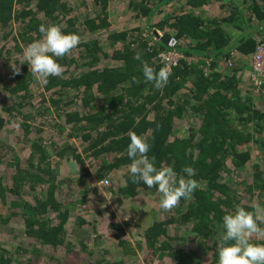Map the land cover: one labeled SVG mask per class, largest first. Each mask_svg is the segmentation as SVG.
Returning a JSON list of instances; mask_svg holds the SVG:
<instances>
[{"label": "trees", "instance_id": "obj_1", "mask_svg": "<svg viewBox=\"0 0 264 264\" xmlns=\"http://www.w3.org/2000/svg\"><path fill=\"white\" fill-rule=\"evenodd\" d=\"M49 22L81 44L41 86L11 65ZM170 37L186 58L156 89L141 61L161 68ZM263 38L264 0H0V264H217L222 217L264 209V84L248 71ZM129 132L157 166L196 170L190 199L165 211L129 179Z\"/></svg>", "mask_w": 264, "mask_h": 264}, {"label": "clouds", "instance_id": "obj_2", "mask_svg": "<svg viewBox=\"0 0 264 264\" xmlns=\"http://www.w3.org/2000/svg\"><path fill=\"white\" fill-rule=\"evenodd\" d=\"M38 32L41 34L40 38L26 45L23 58L11 67L13 74H19L21 69L18 64H27L32 77L41 86H46L50 77L62 76L64 68L58 61L81 44V37L64 31L54 22L40 24ZM141 65L144 81L151 83L156 89L168 84L174 67L171 63H166L157 69L145 61H141ZM131 82L139 83L135 76L131 78ZM150 150L148 138L129 132L126 155L130 164L127 175L134 183H142L148 189L155 187L160 194L159 207L168 211L175 208L182 198L190 199L199 187L198 181L194 179L196 170L186 164L181 175L172 165L157 166L155 157L149 155ZM259 211H264L259 205H256V211L236 206L222 217L223 233L216 250L217 264H264V243L250 241L252 234L264 232V228L260 226L264 224V216L258 215Z\"/></svg>", "mask_w": 264, "mask_h": 264}, {"label": "built area", "instance_id": "obj_3", "mask_svg": "<svg viewBox=\"0 0 264 264\" xmlns=\"http://www.w3.org/2000/svg\"><path fill=\"white\" fill-rule=\"evenodd\" d=\"M157 58L161 67L165 66L166 63H171L174 65L173 68H175L178 66L179 62L186 57L179 47V41L175 37H170L165 43V48L157 55ZM189 60L194 61L195 59L190 56ZM250 62V79L255 86L259 87L264 84V38L258 40L256 43ZM101 183L105 184L107 181L103 180Z\"/></svg>", "mask_w": 264, "mask_h": 264}, {"label": "rangeland", "instance_id": "obj_4", "mask_svg": "<svg viewBox=\"0 0 264 264\" xmlns=\"http://www.w3.org/2000/svg\"><path fill=\"white\" fill-rule=\"evenodd\" d=\"M160 33V32H159ZM0 47H1V45H0ZM22 50V52H21V55H22V53H23V50H24V47L21 49ZM3 64V60L2 59H0V66ZM257 145V144H256ZM256 145H255V143H253V142H251V143H249V147H253V148H255L256 147ZM246 147V146H245ZM20 156H21V154H19ZM255 156H256V154H255ZM262 155L260 154V157H261ZM258 157H259V155H258ZM228 161L229 160H227L226 162L228 163ZM74 167L73 166H71V165H67V166H64L63 167V169H65L66 171H72V170H74L73 169ZM73 173H75L74 171H73ZM111 184V182H108L107 184H106V186H108V185H110ZM99 198H101V200H102V198H107L104 194H99ZM108 200V198L106 199V201ZM151 202H152V200H151ZM107 204V203H106ZM112 203L109 201L108 202V210H110V208H112ZM103 207H105V205L103 204L102 206H101V210H103ZM127 208L128 207H126L125 209L127 210ZM121 213H123V212H117V214H118V216H121ZM100 252L98 251L97 252V254H99ZM80 258V259H79ZM83 258L85 259V260H87V261H90L92 258L91 257H89V256H87L86 257V255H79L78 256V258L77 259H75V258H73V259H71V263L72 264H74V262H76L77 264H78V262H80V261H82V262H84V260H83ZM75 263V264H76ZM152 264H170V262H169V260L168 259H162V260H159V259H157L154 263H152Z\"/></svg>", "mask_w": 264, "mask_h": 264}, {"label": "crops", "instance_id": "obj_5", "mask_svg": "<svg viewBox=\"0 0 264 264\" xmlns=\"http://www.w3.org/2000/svg\"><path fill=\"white\" fill-rule=\"evenodd\" d=\"M221 13V12H220ZM220 13H217L216 15H220ZM248 65H249V67H248V71H249V73H250V66H251V62H250V60H248Z\"/></svg>", "mask_w": 264, "mask_h": 264}]
</instances>
